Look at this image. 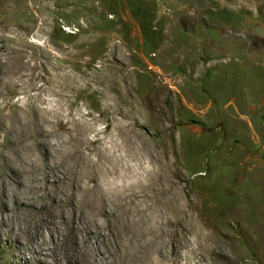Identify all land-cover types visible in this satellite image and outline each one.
<instances>
[{"label": "rangeland", "instance_id": "1", "mask_svg": "<svg viewBox=\"0 0 264 264\" xmlns=\"http://www.w3.org/2000/svg\"><path fill=\"white\" fill-rule=\"evenodd\" d=\"M8 61L0 142L30 106L55 121L94 117L106 143L103 111L134 100L148 138L162 123L181 141L184 185L205 197L215 184L218 254L208 264H264V226L254 228L264 221V0H0ZM11 200L0 210V264H41L15 230L24 206Z\"/></svg>", "mask_w": 264, "mask_h": 264}, {"label": "bare ground", "instance_id": "2", "mask_svg": "<svg viewBox=\"0 0 264 264\" xmlns=\"http://www.w3.org/2000/svg\"><path fill=\"white\" fill-rule=\"evenodd\" d=\"M8 63L0 65V76ZM3 82L0 78V88ZM29 107L30 116L24 109L15 112L14 129L8 128L14 137L7 133L0 142V210L6 211L7 199L24 206L15 230L41 253V264L216 260L215 184L205 197L184 185L190 175L187 159L165 124H157L162 134L155 141L138 122L134 100L120 111L106 107L109 133L101 143L103 133L95 126L102 121L91 117L88 122L80 111L55 121ZM38 210L45 214L37 217ZM263 226V219L256 220V231Z\"/></svg>", "mask_w": 264, "mask_h": 264}]
</instances>
